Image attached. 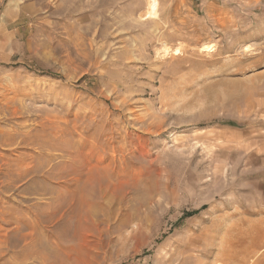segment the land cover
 Segmentation results:
<instances>
[{"label":"rangeland","instance_id":"1","mask_svg":"<svg viewBox=\"0 0 264 264\" xmlns=\"http://www.w3.org/2000/svg\"><path fill=\"white\" fill-rule=\"evenodd\" d=\"M0 264H264V0H0Z\"/></svg>","mask_w":264,"mask_h":264},{"label":"bare ground","instance_id":"2","mask_svg":"<svg viewBox=\"0 0 264 264\" xmlns=\"http://www.w3.org/2000/svg\"><path fill=\"white\" fill-rule=\"evenodd\" d=\"M205 43V42H204ZM203 43V45H202V47H201V51H209L210 49H211V47H209V46H211V45H208V44H204ZM207 43V42H206ZM179 48V47H178ZM175 51H178V49H176ZM158 52H160L163 56L166 54V53H168L169 52V50L167 49V47H163V48H161ZM206 53V52H205ZM157 54H159V53H157ZM160 55V54H159ZM161 55V56H162ZM164 57H166V56H164ZM261 235V234H260ZM258 253V252H257ZM261 253V252H260Z\"/></svg>","mask_w":264,"mask_h":264}]
</instances>
